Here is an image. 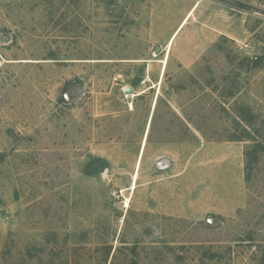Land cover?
<instances>
[{
    "label": "rangeland",
    "instance_id": "rangeland-1",
    "mask_svg": "<svg viewBox=\"0 0 264 264\" xmlns=\"http://www.w3.org/2000/svg\"><path fill=\"white\" fill-rule=\"evenodd\" d=\"M263 244L264 0H0V264Z\"/></svg>",
    "mask_w": 264,
    "mask_h": 264
},
{
    "label": "trees",
    "instance_id": "trees-1",
    "mask_svg": "<svg viewBox=\"0 0 264 264\" xmlns=\"http://www.w3.org/2000/svg\"><path fill=\"white\" fill-rule=\"evenodd\" d=\"M259 149H262V146L258 143H253L251 145V147H249V149H246L244 151V169L246 170V172L248 171V174L246 176V179H249V171L251 170L252 168V164L253 163H256V160H257V156H258V152ZM261 255H264V244L262 246L259 247V250H258ZM264 259V257H262ZM258 263L257 264H262V260L259 259L257 260Z\"/></svg>",
    "mask_w": 264,
    "mask_h": 264
},
{
    "label": "bare ground",
    "instance_id": "bare-ground-1",
    "mask_svg": "<svg viewBox=\"0 0 264 264\" xmlns=\"http://www.w3.org/2000/svg\"><path fill=\"white\" fill-rule=\"evenodd\" d=\"M188 19H189V18H188ZM186 21H187V19L183 20V22L181 23V25H180V26L177 28V30L171 35V37L169 38L168 43H167L168 47H170V46L172 45L174 39L176 38V36H177V34L179 33L180 29H182L183 25L186 23ZM161 64H163V70H165L164 68H165V65H166V60L162 61ZM163 70H162V73H163ZM146 131H147V130H146ZM145 137H146V136H145ZM138 158H139V156H138ZM138 170H139V169H138ZM131 189H134V186H132ZM126 206H128V205H126Z\"/></svg>",
    "mask_w": 264,
    "mask_h": 264
},
{
    "label": "water",
    "instance_id": "water-1",
    "mask_svg": "<svg viewBox=\"0 0 264 264\" xmlns=\"http://www.w3.org/2000/svg\"><path fill=\"white\" fill-rule=\"evenodd\" d=\"M159 49L158 48H156V51H158ZM131 91H132V89L131 88H129V87H127V88H124V90H123V92L125 93V94H130L131 93Z\"/></svg>",
    "mask_w": 264,
    "mask_h": 264
},
{
    "label": "crops",
    "instance_id": "crops-1",
    "mask_svg": "<svg viewBox=\"0 0 264 264\" xmlns=\"http://www.w3.org/2000/svg\"><path fill=\"white\" fill-rule=\"evenodd\" d=\"M176 30H177V29H176ZM176 30H175V31H176ZM175 31H174V32H175Z\"/></svg>",
    "mask_w": 264,
    "mask_h": 264
}]
</instances>
